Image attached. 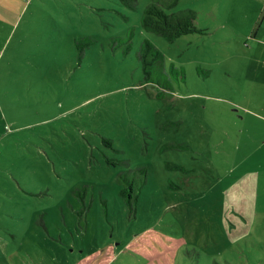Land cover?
Here are the masks:
<instances>
[{"label": "rangeland", "instance_id": "rangeland-1", "mask_svg": "<svg viewBox=\"0 0 264 264\" xmlns=\"http://www.w3.org/2000/svg\"><path fill=\"white\" fill-rule=\"evenodd\" d=\"M150 1L0 0V264H264V3L180 0L204 32L170 42ZM145 39L185 70L165 98Z\"/></svg>", "mask_w": 264, "mask_h": 264}, {"label": "trees", "instance_id": "trees-1", "mask_svg": "<svg viewBox=\"0 0 264 264\" xmlns=\"http://www.w3.org/2000/svg\"><path fill=\"white\" fill-rule=\"evenodd\" d=\"M179 1L151 0L142 14V27L149 32L164 37L170 42L185 34L203 33L204 30L197 25V10L190 7L174 10L178 6ZM120 2L133 9L137 7L139 0H120ZM133 34L134 31L131 27L125 37H117L115 41L126 45V50H131ZM93 43L94 40L90 36L76 39L80 58L84 56L86 47ZM138 58L145 75L144 84L147 87H154L159 97L165 98L173 92L172 75L177 79L185 77L183 67H177L172 64L171 70L167 69L164 52L149 39H145L142 42L138 51ZM173 166L182 168L179 164ZM147 181V167H137L124 171L119 175V182L122 185L120 195L128 206L130 214H137L140 194Z\"/></svg>", "mask_w": 264, "mask_h": 264}, {"label": "crops", "instance_id": "crops-1", "mask_svg": "<svg viewBox=\"0 0 264 264\" xmlns=\"http://www.w3.org/2000/svg\"><path fill=\"white\" fill-rule=\"evenodd\" d=\"M259 1L264 3V0H259ZM263 22H264V13H262V15H261V17H260V19H259V21H258V23L254 29V32H253L254 34H257L258 31L262 28Z\"/></svg>", "mask_w": 264, "mask_h": 264}]
</instances>
